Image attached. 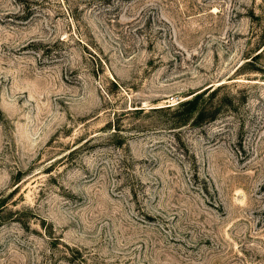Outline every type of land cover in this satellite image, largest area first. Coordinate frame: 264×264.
<instances>
[{"label":"rangeland","instance_id":"374dc122","mask_svg":"<svg viewBox=\"0 0 264 264\" xmlns=\"http://www.w3.org/2000/svg\"><path fill=\"white\" fill-rule=\"evenodd\" d=\"M0 264H264V0H0Z\"/></svg>","mask_w":264,"mask_h":264},{"label":"trees","instance_id":"16d2710c","mask_svg":"<svg viewBox=\"0 0 264 264\" xmlns=\"http://www.w3.org/2000/svg\"><path fill=\"white\" fill-rule=\"evenodd\" d=\"M202 91L194 93L192 96L180 101L175 109L174 117L170 123L172 126L180 125L191 117L193 120H198L203 114V108L198 105V99Z\"/></svg>","mask_w":264,"mask_h":264}]
</instances>
